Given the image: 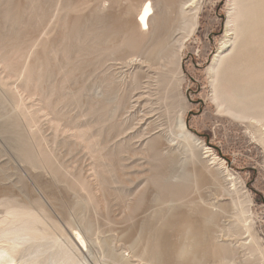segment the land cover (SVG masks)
<instances>
[{"label": "rangeland", "instance_id": "obj_1", "mask_svg": "<svg viewBox=\"0 0 264 264\" xmlns=\"http://www.w3.org/2000/svg\"><path fill=\"white\" fill-rule=\"evenodd\" d=\"M94 1L63 0L34 49L56 0H0V250L11 264H264V131L217 107L207 73L227 0L201 1L181 64L151 78L121 68L140 47L121 28L126 0ZM248 53L264 66V45ZM146 100L158 112L149 126ZM204 212L214 232L194 245Z\"/></svg>", "mask_w": 264, "mask_h": 264}, {"label": "bare ground", "instance_id": "obj_2", "mask_svg": "<svg viewBox=\"0 0 264 264\" xmlns=\"http://www.w3.org/2000/svg\"><path fill=\"white\" fill-rule=\"evenodd\" d=\"M201 1L167 0L166 7L169 11L167 12L166 18L158 13V0H139L136 4H132V1L126 0L127 6L121 11V16L123 17L121 28L127 34L128 41L136 42L140 47L135 52L124 57L121 67L124 68L123 71L128 73V76H131V74L143 70L151 78L154 73H149V69L152 67L159 74L163 71L162 68L166 67L169 62L181 64V59L178 57V48L182 40L191 36L195 31ZM96 5L105 8L108 6V3L106 0H102ZM65 6L63 0H56L53 13H50L47 19L48 21L39 30L34 43V49L36 45H39V41L48 35L50 28L54 22L56 23L59 18V13ZM82 8L83 5H76L73 9L78 10ZM190 10H193V15L188 18ZM173 12L176 13L175 18L172 15ZM179 20L183 23L187 22L185 26L189 28L188 31H186L187 29L183 31L179 28H174V25L179 24ZM110 35L114 38L113 42L116 44L117 33L114 35L110 33ZM256 43L264 45V0H227V13L224 20L222 41L207 67L212 88V100L225 113L235 119L246 120L251 124H255L262 132L264 131V66L258 67V63L251 61L250 53H248L250 45ZM155 57H157V63L152 62V59ZM262 63L264 64V62ZM110 66L107 65L105 67L110 70L112 69V66ZM142 95L139 93L132 94V101L129 106L130 111L138 110L136 108L141 103ZM146 101L142 105L143 111L139 122H146L149 119L147 122V126H149L157 118L158 112L148 105V100ZM183 125H181L182 130L185 129ZM186 127L188 126L186 125ZM147 133L152 139H161L160 131L158 130L153 131L149 129ZM188 136L186 133H181V137L184 140L188 141ZM166 149L173 151L169 143ZM203 149L204 151L200 158L201 162L211 160L209 164H213L217 161V158L211 153L209 147L204 146ZM161 152L163 153L164 149ZM203 215L207 218V223L205 222L204 229L198 231L199 237L197 236V231H195L196 235L191 237L194 238V245L200 242L201 237L204 238L206 235L209 236L214 232L211 233L212 229L210 230L211 222L213 221L210 219L211 217L208 212H204ZM76 235V242L83 248L85 246L84 240L78 232ZM5 239L2 241L8 242L13 240V245L16 243L14 239ZM8 247H10L9 242ZM13 248L15 247L13 246ZM178 248L184 249L185 246ZM202 248L207 249L206 245H203ZM180 253L184 254L185 251L180 250ZM14 260L6 250H0V264H11ZM146 264L162 263H158L156 260H147Z\"/></svg>", "mask_w": 264, "mask_h": 264}]
</instances>
